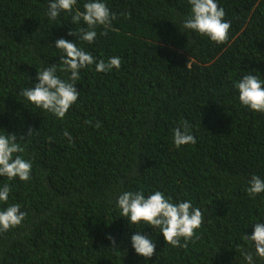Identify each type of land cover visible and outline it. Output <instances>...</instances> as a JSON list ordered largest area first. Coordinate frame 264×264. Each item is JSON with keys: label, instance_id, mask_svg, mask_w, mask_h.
Masks as SVG:
<instances>
[{"label": "trees", "instance_id": "1", "mask_svg": "<svg viewBox=\"0 0 264 264\" xmlns=\"http://www.w3.org/2000/svg\"><path fill=\"white\" fill-rule=\"evenodd\" d=\"M49 2L0 0V134L23 137L32 161L29 181L0 177L8 203L27 214L0 234V264H245L237 245L264 264L243 239L264 223V192H246L251 175L264 179V113L241 106L234 88L249 72L264 79V0H216L231 24L222 44L182 27L188 0H104L114 30L97 26L90 44L68 35L82 21L48 18ZM60 38L97 61L121 60L106 73L80 70L79 97L62 120L20 95L51 64L66 78ZM182 119L196 143L177 148ZM124 191L191 201L204 218L198 238L174 248L159 229L130 224L116 206ZM137 231L153 240L151 258L135 253Z\"/></svg>", "mask_w": 264, "mask_h": 264}, {"label": "clouds", "instance_id": "2", "mask_svg": "<svg viewBox=\"0 0 264 264\" xmlns=\"http://www.w3.org/2000/svg\"><path fill=\"white\" fill-rule=\"evenodd\" d=\"M77 0H50L46 15L50 20H56L62 13L71 16V23L80 25L81 21L86 27H78L77 31L70 30L68 35L78 37L80 41L92 43L96 36L97 26L103 31L101 35H107L112 29V21L116 18L110 12L104 0H87L83 4V11L74 8ZM190 5L189 15L183 20L182 27L192 30L201 36L208 37L212 42L222 44L228 39L230 22L225 21V12L216 0H188ZM55 48L61 51L60 71L66 78L57 75V65L51 64L37 72L36 83L32 87H26L20 95L37 108L53 114L62 120L70 107L76 103L80 92L74 87L80 79V70L95 65L97 72H109L113 68L119 69L121 60L113 56L107 61H97L90 52L78 47L76 42L63 38L55 41ZM234 88L238 91V100L241 106L250 111L264 113V79L251 72L244 74ZM90 123V121H86ZM95 127H100L97 121ZM33 129L28 130V137ZM69 143L72 142L71 134L63 133ZM24 140L16 134H0V177H7L9 181L19 179L29 181L31 179L32 161L22 155L24 148L18 142ZM51 140V138H49ZM173 143L179 148L187 144H195V137L191 134V125L187 119H182L173 129ZM246 192L250 197H255L264 192V179L253 174L247 181ZM11 188L8 183L0 187V203L7 205L0 209V234L21 226L26 218V212L21 211L18 203H8ZM116 206L121 210L120 216L126 217L130 224L136 225L143 222L145 225L159 229L164 241L172 247H187L189 241H193L198 230L203 224V213L199 208L193 207L191 201L173 203L170 197H166L161 191H155L145 197L142 191H124L117 200ZM253 232L243 237L255 255L264 260V223H254ZM115 245L113 237H107ZM131 245L138 256L146 259L155 253V244L152 239L137 231L131 236ZM181 240L184 243H181ZM245 264H255L253 252L237 245Z\"/></svg>", "mask_w": 264, "mask_h": 264}]
</instances>
